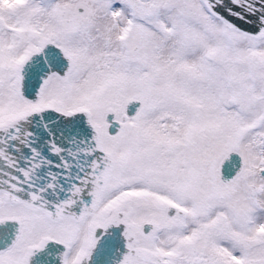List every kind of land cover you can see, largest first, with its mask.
<instances>
[{"label":"snow or ice","instance_id":"snow-or-ice-1","mask_svg":"<svg viewBox=\"0 0 264 264\" xmlns=\"http://www.w3.org/2000/svg\"><path fill=\"white\" fill-rule=\"evenodd\" d=\"M0 264H264V0H0Z\"/></svg>","mask_w":264,"mask_h":264}]
</instances>
